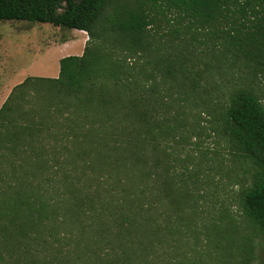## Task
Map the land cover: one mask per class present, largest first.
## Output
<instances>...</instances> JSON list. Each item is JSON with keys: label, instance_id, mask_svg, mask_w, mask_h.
<instances>
[{"label": "trees", "instance_id": "trees-1", "mask_svg": "<svg viewBox=\"0 0 264 264\" xmlns=\"http://www.w3.org/2000/svg\"><path fill=\"white\" fill-rule=\"evenodd\" d=\"M19 20L87 41L0 107V264H252L264 231V0H0V21ZM225 70L238 82L215 130L251 163L238 193L246 229L225 212L199 217L162 148L188 104L207 105L201 83ZM190 237L219 263L187 259Z\"/></svg>", "mask_w": 264, "mask_h": 264}, {"label": "rangeland", "instance_id": "rangeland-1", "mask_svg": "<svg viewBox=\"0 0 264 264\" xmlns=\"http://www.w3.org/2000/svg\"><path fill=\"white\" fill-rule=\"evenodd\" d=\"M198 36L201 40L207 38L203 33ZM86 41L87 35L77 30L24 20L0 21V107L10 89L26 77L44 74L55 78L57 58L80 56ZM195 45L197 59L200 57L201 61L213 64L208 56L210 50L204 44ZM197 68H202V64L198 62ZM237 82V73L230 70H225L221 77L215 73L203 81L199 93L207 105L200 100L198 104H188L182 119L183 128L177 138L168 140L162 148L169 156L172 170L187 180L199 217L208 221L225 212L226 218L234 219L246 229L249 223L243 215L238 193L250 177L251 163L236 156L225 138L215 130L225 93ZM186 243L187 259L201 257L203 263H219L214 250L202 248L201 241L190 237ZM252 244L254 259L251 263L264 264V231L257 232Z\"/></svg>", "mask_w": 264, "mask_h": 264}, {"label": "crops", "instance_id": "crops-1", "mask_svg": "<svg viewBox=\"0 0 264 264\" xmlns=\"http://www.w3.org/2000/svg\"><path fill=\"white\" fill-rule=\"evenodd\" d=\"M84 40V39H83ZM83 42V41H82ZM73 52V51H72ZM75 52V51H74ZM57 60H60V59H58L57 58ZM58 70H59V61H58ZM58 70H57V75H58ZM36 76L37 77H45V75L44 74H36ZM12 89V88H11ZM11 89H10V91H11ZM10 91L8 92V93H10ZM7 93V94H8ZM4 99H5V97L3 98V101H4Z\"/></svg>", "mask_w": 264, "mask_h": 264}, {"label": "bare ground", "instance_id": "bare-ground-1", "mask_svg": "<svg viewBox=\"0 0 264 264\" xmlns=\"http://www.w3.org/2000/svg\"><path fill=\"white\" fill-rule=\"evenodd\" d=\"M79 32V31H78ZM82 33V32H81Z\"/></svg>", "mask_w": 264, "mask_h": 264}]
</instances>
